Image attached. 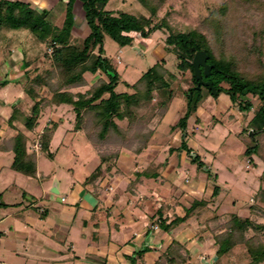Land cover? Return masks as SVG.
Masks as SVG:
<instances>
[{
	"label": "rangeland",
	"instance_id": "374dc122",
	"mask_svg": "<svg viewBox=\"0 0 264 264\" xmlns=\"http://www.w3.org/2000/svg\"><path fill=\"white\" fill-rule=\"evenodd\" d=\"M23 1L30 2L33 7H36L34 0ZM152 1L149 2L152 3ZM253 1L238 6V0H154L153 2L157 3L159 8L156 16H153V21L158 22L165 17L172 27L171 30L187 31V29L194 28L211 40L213 38L212 31L217 27L216 25L213 26L210 20V17L214 16V21H220V26L225 28L226 50L235 53L239 49V45L253 46L255 28H261L264 25V0ZM47 2V5L37 2V10L49 9L48 21L61 26L66 17L67 0H47ZM81 8L80 2L74 1L72 9L74 25L71 30L74 40L69 42L73 46L81 45L82 38L88 33ZM107 9L112 11L125 10L147 17L151 15L149 7L141 4L138 0H110ZM169 33V30L157 29L151 33L149 38L141 40L137 37L132 45L126 46L119 45L109 36L104 38V55L109 64L115 69L118 77H120L116 91H133L130 88L127 89L122 81L130 84L135 83L157 61H162V66L167 73H171L175 77L174 80L169 79L173 98L163 116L159 115V111H156L155 108L152 112L156 116L153 119L150 117L151 122L148 125L143 124L141 121H136L133 124L132 121L126 118L116 120L123 129H127L123 141L125 145L128 144L132 148H122L120 150V153H128L129 159L133 162V165L129 167L132 170L130 174L132 178L124 185L130 192L136 189L138 183L131 186L134 184L133 178L137 172L143 170L153 172L159 176L149 180L156 183L157 188H160L162 184L170 180L167 177L170 172L167 174L163 172L164 174L160 175L161 167L153 162L154 159L156 157L157 160L160 159L158 157H160L163 149H167V147H170L171 151H183L186 154V162L190 163L189 168L185 169L186 166L183 167V175L177 182H171V194H169L167 200L163 201L159 197H154L155 200L157 198L158 202L160 201L162 215L168 214L172 210L171 207L177 206L176 203L188 208L194 201L201 202L204 209L202 210L198 205L197 210L199 208V211L197 213L199 215L192 217L201 224L200 230L203 228V231L200 232H204V235L201 233L202 237L205 236L208 243L204 242L205 251L200 258H204L205 264L209 262L215 264L211 257L207 259L208 256L212 255L210 250L216 248V245L209 226L206 225V220L217 216L220 221H225L229 217L228 215L233 213L239 216H248L250 214L249 207L255 199L254 196L259 185L264 180L261 176L264 169V133L254 134L250 124L259 100L248 94L244 99H250L253 108L251 111L243 113L239 111L235 104L231 103L229 97V100L225 98L227 96L225 93L219 90L217 95L211 93L212 95H209L203 106L197 111L200 118L199 124H194L195 118L189 119L187 132L183 135L177 122L186 111L185 93L194 85L196 86V80H193V74L190 70L181 71L177 68L180 60L176 55L165 51V38ZM256 43L258 44L257 41ZM217 45L216 50H221L220 42ZM51 51L52 47L48 44L42 45L39 43L25 27L18 29L2 28L0 30V81H7L5 85H0V139L8 137L9 133L15 134L18 131L25 134L26 153L34 155L36 161L38 158L39 169L42 173H51L50 184L55 181L56 177L61 181L65 180V177H67L66 167L68 166L72 167L75 173H79V176H82L85 169L90 170L89 167L93 162L92 156L95 154L98 164L100 163L97 152L86 137L88 125H91H89L91 130L95 127L91 114L84 111L83 124H85L84 121L87 124L83 126L84 128L75 129L76 113L73 105L66 101L58 103L54 99L61 93H65L67 96L74 95L73 99H77L79 94L86 96L100 84V81H107L105 74L98 70L95 73L85 72L81 83L67 82L69 70L52 62L50 58ZM239 69L251 77H254L257 73L246 62ZM221 87H227V84L221 83ZM2 97L5 99L3 106ZM34 101L39 103L40 112L35 126L28 129L23 125L24 114H30V108ZM96 103H98V100ZM12 114H16V119H19V121L14 120V124L6 121L9 123L10 128L2 131L1 122L5 124L2 119L8 120ZM91 122L94 127H92ZM49 134H51V139L48 151L53 155L55 154L53 160L48 159L42 149V141ZM253 136H255V141L251 140ZM183 143L187 146L186 148L182 147L184 146ZM253 143L259 146V152L249 158L246 156L245 151ZM140 147L144 149L139 153L133 151V149ZM103 148L106 150L108 147H100V149ZM189 148L199 154L200 161L203 163L202 167L198 166V162L192 161L189 156L187 157ZM190 155L193 154L190 153ZM153 156V159L150 158ZM0 157L3 158V164H8L10 160L8 153L0 152ZM118 158L114 162L118 172H114V168L108 172L104 167L102 170L104 175H102V172L99 175L100 181L105 176L112 179L121 173V169L116 164ZM151 160L152 162L147 163ZM198 171L207 174V188L212 191L217 188L219 191L218 198L217 195L209 197L208 192H204L203 199L197 197V191L194 192L195 194L193 192L188 193L185 190H182V193L178 192L179 189H183L181 185L188 184L185 182L188 181V178L190 179L189 183L196 180ZM144 179L142 178V180ZM4 181L11 183L9 192L17 189L12 186L14 181L26 186L29 190L33 185L35 186L34 190H37L36 182L32 180V177L16 174L12 168H5L0 175V184ZM121 187L123 186L121 185L118 188ZM36 193L34 192V194ZM260 205L264 207V203ZM185 214L187 215V212L185 213L184 210ZM177 215L176 213L173 217H179ZM167 217L169 220L171 216ZM253 217L264 223V217ZM210 224L215 225L217 223L211 221ZM222 229L223 227L218 229V232ZM209 246L213 248L206 250ZM220 263L249 264L250 256L247 254L244 245L236 244L221 256Z\"/></svg>",
	"mask_w": 264,
	"mask_h": 264
},
{
	"label": "trees",
	"instance_id": "16d2710c",
	"mask_svg": "<svg viewBox=\"0 0 264 264\" xmlns=\"http://www.w3.org/2000/svg\"><path fill=\"white\" fill-rule=\"evenodd\" d=\"M74 1L80 2L83 19L88 29V33L82 38L79 46H73L69 43L74 40L71 32L74 25L72 11ZM109 1L67 0L66 17L61 26H57L47 19L49 9L37 10L29 2L21 0H0V30L2 28L18 29L25 27L39 43L42 45L48 44L52 47L50 53L52 62L69 70L67 82L81 83L83 74L87 71L95 73L100 70L107 77V81H100V84L86 96L79 94L77 99H73L74 95L67 96V94L61 93L54 99L58 103L66 101L73 105L76 113L75 129H80L87 124L86 121L83 124L84 111L90 113L92 117L90 118L94 120L95 127L92 122L94 129L91 130L90 124L88 125L86 137L97 152L100 163L85 179V184L94 185L100 179L99 175L104 167L108 172L113 168L115 169L114 172H118L114 162L118 158L120 150L122 148L132 149L128 144L125 145L123 141L127 129H123L116 120L126 118L132 121L133 124L136 121H141L143 124L148 125L151 122L150 117L153 119L156 116L153 110L156 108V111H159L158 114L163 116L173 98L170 80H174L175 77L171 73H167L162 66V61H157L135 83L130 84L122 81L127 89L130 88L133 91H116L120 77H118L115 69L109 64L104 55L103 43L105 36H109L121 46H126L132 45L137 37L141 40L149 38L151 33L157 29L169 30L170 33L165 38V51L176 55L180 60L177 68L181 71L190 70L193 74V80L195 79L192 65L193 56L197 51H205L208 56L206 63L212 65V68L209 74L204 76L201 67L202 80L211 82L215 89L225 93L231 103L235 104L239 111L243 113H247L253 108L252 101L244 98L248 94L256 97L259 104L250 120V124L254 134L264 133V25L261 28H255L253 46L239 45V49L233 53L226 50L225 28L220 26V21H214V16H211L210 20L213 26L216 25L217 27L212 31L213 38L210 40L194 28L187 29V31L171 30L172 27L165 17L158 22H154L153 16H156L159 8V5L155 3L157 1L153 2V0L151 3L150 0H138L141 4L149 7L151 15L148 17L125 10H109L107 9ZM252 2L254 1L238 0L237 5L241 6L244 3ZM219 42L222 49L218 51L216 49ZM244 62L249 63V66L257 71L254 77L247 76L243 70L239 69ZM6 83V80L0 81L1 86ZM221 83H226L227 87H221ZM209 95H212L210 89L203 85L198 88L194 85L186 91V111L177 122L183 135L187 132L189 119L196 117L197 111L203 106ZM97 100L98 103H96ZM39 112L40 105L34 101L30 108V114H24L23 125L28 129H32L37 122ZM15 115L12 114L7 121L12 124H14V120L19 121ZM146 116L148 117L146 118ZM50 139L51 134L42 141V149L48 158H53V154L48 151ZM251 140L255 141V136L251 137ZM100 147H108L110 150L108 148L106 150L104 148L100 149ZM182 147L186 148L187 146L184 144ZM142 149L144 148L140 147L133 149V151L139 153ZM0 150H11L14 153L11 164L14 171L27 176H35L37 161L34 155L26 153L25 134L18 131L2 140L0 139ZM258 152L259 146L253 143L246 148L245 154L247 157L252 158ZM190 153L193 155H190ZM188 156L192 161L198 162V166H203L199 154L191 148L188 149ZM157 176L153 172L142 170L136 173L134 184L131 186H135L142 178L155 179ZM261 176L264 178V169ZM218 192L217 188L214 189L212 196H216ZM254 198L249 207L250 214L248 216H239L233 213L229 214L225 221H220L217 216L206 220V225L209 226V230L215 239V264H221V256L236 244L244 245L247 254L250 256L249 264H264V223L253 217H264V207L260 205L264 203V180L259 185ZM198 205H201V202L194 201L188 208H185L187 215L174 217L169 222L168 217L162 215V210L159 207L157 225L164 230H168L175 224L194 216ZM211 221H216L217 224L209 225ZM222 227V231L218 232V229ZM183 250H185L184 245L177 240L172 241L162 253L157 264H184L189 255L187 252L183 254Z\"/></svg>",
	"mask_w": 264,
	"mask_h": 264
},
{
	"label": "crops",
	"instance_id": "0c3cea01",
	"mask_svg": "<svg viewBox=\"0 0 264 264\" xmlns=\"http://www.w3.org/2000/svg\"><path fill=\"white\" fill-rule=\"evenodd\" d=\"M34 2L36 9L37 2L48 3L47 0ZM225 98L228 99V96ZM3 102L5 99L2 97V106ZM196 117L194 124H199L197 113ZM2 120L5 122H1L2 131L10 128L7 120ZM0 152L10 155L8 164H3L0 157L1 175L5 168L11 169L14 153L11 150ZM54 156L48 159L53 160ZM156 158L153 162L161 167L160 175L170 172L167 174L170 180L157 188L156 183L145 178L131 192L124 185L132 178L129 167L133 165L126 152L120 153L116 163L121 173L112 179L106 176L101 181L98 179L94 185H87L84 181L98 164L96 154L92 156L90 170L85 169L82 176L68 166L65 180L56 177L52 184L49 182L51 173L40 171L37 158L35 176L25 175L32 177L37 190L33 185L29 190L14 181L12 186L17 189L9 192L11 183L4 181L0 184V264H157L174 240L184 245L182 253L189 255L184 264H205L204 258L200 257L205 251L204 242L208 243L205 236L202 237L204 232H200L203 231V228L200 230L201 224L192 219L199 215V208L194 216L168 230L157 225L160 201L154 196L163 201L169 198L171 184L183 175V167L188 169L190 166L186 162V154L167 147L158 157L160 159ZM206 180L207 174L198 171L196 180L191 183L185 181L188 184L181 185L183 189L178 192L197 191V197L201 199L204 192H208L211 197L212 190L207 188ZM121 185L123 187L118 188ZM176 204L175 207L170 206L172 210L168 214L163 215L171 216L168 222L176 213L179 217L184 216L183 208L187 207ZM200 207L204 209V206ZM210 248L213 247L209 246L206 250ZM215 250H210L212 255L207 259L211 257L215 261Z\"/></svg>",
	"mask_w": 264,
	"mask_h": 264
},
{
	"label": "water",
	"instance_id": "95a60500",
	"mask_svg": "<svg viewBox=\"0 0 264 264\" xmlns=\"http://www.w3.org/2000/svg\"><path fill=\"white\" fill-rule=\"evenodd\" d=\"M208 56L205 51H197L192 59V65L194 68V77L196 80V87L198 88L200 85L207 86L213 95L218 94V90L214 88L211 82L203 81L202 80V71L201 67L203 68V75L207 76L212 68V65L206 63Z\"/></svg>",
	"mask_w": 264,
	"mask_h": 264
},
{
	"label": "built area",
	"instance_id": "2783aa9c",
	"mask_svg": "<svg viewBox=\"0 0 264 264\" xmlns=\"http://www.w3.org/2000/svg\"><path fill=\"white\" fill-rule=\"evenodd\" d=\"M155 228H156V226H155Z\"/></svg>",
	"mask_w": 264,
	"mask_h": 264
}]
</instances>
